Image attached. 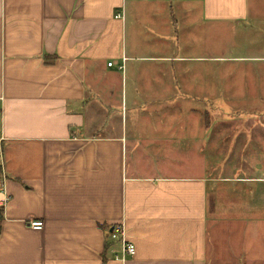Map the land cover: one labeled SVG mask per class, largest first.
I'll use <instances>...</instances> for the list:
<instances>
[{"label":"crops","instance_id":"0c3cea01","mask_svg":"<svg viewBox=\"0 0 264 264\" xmlns=\"http://www.w3.org/2000/svg\"><path fill=\"white\" fill-rule=\"evenodd\" d=\"M263 38L264 0H0V264H220L221 179L181 162L204 131L167 119L206 112L215 71L262 86Z\"/></svg>","mask_w":264,"mask_h":264},{"label":"rangeland","instance_id":"374dc122","mask_svg":"<svg viewBox=\"0 0 264 264\" xmlns=\"http://www.w3.org/2000/svg\"><path fill=\"white\" fill-rule=\"evenodd\" d=\"M261 41L264 44V38ZM220 73L215 71L214 100L206 112L167 120L204 131L197 134L196 149L183 151L188 158L181 162L196 158L198 172L221 179L214 182L211 196L209 258L215 263L221 257L220 264H224L222 252L229 247L234 250L235 264H264V84L246 87L241 80L225 85ZM232 73L240 77L237 71ZM248 79L253 82L251 76ZM114 114L115 124L121 123V113ZM134 118L128 114L127 125ZM155 121L150 120L153 125ZM204 127L208 131L205 139Z\"/></svg>","mask_w":264,"mask_h":264},{"label":"built area","instance_id":"2783aa9c","mask_svg":"<svg viewBox=\"0 0 264 264\" xmlns=\"http://www.w3.org/2000/svg\"><path fill=\"white\" fill-rule=\"evenodd\" d=\"M117 17H119V15H117ZM112 64V62L107 63L108 66ZM29 227L33 230L40 231L43 229V222L39 220L29 221ZM109 236L113 242L118 244V251L114 253L115 259L124 261L127 257H131L135 254V246L130 241H127L123 225L118 224L113 227Z\"/></svg>","mask_w":264,"mask_h":264},{"label":"trees","instance_id":"16d2710c","mask_svg":"<svg viewBox=\"0 0 264 264\" xmlns=\"http://www.w3.org/2000/svg\"><path fill=\"white\" fill-rule=\"evenodd\" d=\"M3 221V208L0 207V234H1V223Z\"/></svg>","mask_w":264,"mask_h":264}]
</instances>
